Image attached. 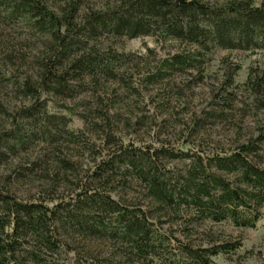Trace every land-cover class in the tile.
Instances as JSON below:
<instances>
[{
  "label": "trees",
  "instance_id": "obj_1",
  "mask_svg": "<svg viewBox=\"0 0 264 264\" xmlns=\"http://www.w3.org/2000/svg\"><path fill=\"white\" fill-rule=\"evenodd\" d=\"M23 34L35 38L34 51H25L30 44L20 43ZM146 35L193 48L170 54L146 80L200 71L214 48L264 47V0H116L97 8L84 7L83 0H62L57 6L45 0H0V86L28 100L9 115V127L0 129V160L36 142L45 143L47 154L61 138H78L68 117L50 103L55 98L64 108L58 101L88 91V84L125 81L121 69L134 55L102 48L99 37ZM15 47L19 53L14 55ZM16 59L23 69L15 67ZM244 85L264 110V71L251 68ZM218 99L214 104L232 107L229 98ZM205 115L203 121L221 122L228 114L221 106ZM257 131L232 138L228 147L213 140L214 151L204 158L164 142L117 143L106 133L116 147L60 195L48 183L36 198L0 190V264H57L69 251H85L90 264H214V257L236 250L240 241L194 226L206 220L255 226L264 204V129ZM185 158L190 162L183 170L167 167L168 161ZM38 159L26 162L15 180L33 177L37 166L43 170ZM59 162L62 170L74 171L68 159ZM133 184L142 190L138 195L128 192ZM171 223L180 234L174 235ZM102 249L100 257L95 250Z\"/></svg>",
  "mask_w": 264,
  "mask_h": 264
},
{
  "label": "rangeland",
  "instance_id": "obj_2",
  "mask_svg": "<svg viewBox=\"0 0 264 264\" xmlns=\"http://www.w3.org/2000/svg\"><path fill=\"white\" fill-rule=\"evenodd\" d=\"M45 1L55 6L62 3V0ZM107 1L112 3L116 0H83V5L97 8ZM204 1L218 4L224 0ZM28 36L23 34L20 43L27 41L30 47L25 51L32 52L35 38L28 40ZM97 43L102 48L112 47L134 55V59L121 69L125 81H102L97 87L88 84V91H80L72 99L58 101L65 105L64 108L55 105L54 98L50 105L68 117V127L78 138H61L55 148L45 150L47 154L43 153L45 143L36 142L25 152L19 151L0 160V190L6 188L22 199L36 198L48 183L56 186L55 195H60L76 183L79 177L92 170L106 151L116 147L105 139L108 132L112 133L117 143L156 146L164 142L174 149L196 153L204 158L214 151L213 140H220V144L228 147L232 138L245 139L250 134L256 135L259 128L264 129V110L254 105L244 85L251 68L264 71V47L255 50L214 48L207 53L200 71H173L161 81L150 82L146 77L158 70L170 54L193 48L177 40L164 41L150 35L116 39L101 36ZM13 53H19L16 47ZM15 67L23 69L24 65L16 59ZM218 95L229 98L232 107L214 104L215 101L221 102ZM27 102L9 87L0 86V129L3 126L8 128L11 119L9 115ZM221 106H224L228 114L225 120H202L205 113ZM201 121L203 125L198 128ZM191 129L194 130L190 132ZM62 158L74 164V171L60 168L59 161ZM35 159L40 161V165L43 164V170L37 166L33 170L36 174L33 177L15 180L21 167ZM189 162L188 158L174 159L167 162V167L176 172L183 170ZM114 185L120 191L119 184ZM128 192L138 195L142 190L133 184ZM260 213L253 227H238L227 220H206L200 225L195 224L197 231L210 227L215 234L221 233V236L241 243L236 250L214 257V264H264V204ZM167 225L165 223L163 227ZM170 226L174 235L181 233L176 224L171 223ZM193 239L199 240L196 236ZM103 250L95 252L101 257ZM76 259L78 263H91L85 251H69L57 258V264L73 263Z\"/></svg>",
  "mask_w": 264,
  "mask_h": 264
}]
</instances>
